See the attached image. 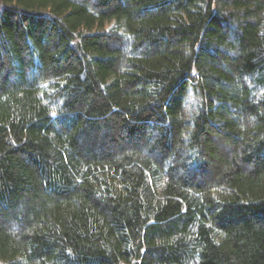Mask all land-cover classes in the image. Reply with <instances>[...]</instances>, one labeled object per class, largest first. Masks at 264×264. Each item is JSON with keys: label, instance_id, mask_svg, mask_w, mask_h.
Here are the masks:
<instances>
[{"label": "trees", "instance_id": "1", "mask_svg": "<svg viewBox=\"0 0 264 264\" xmlns=\"http://www.w3.org/2000/svg\"><path fill=\"white\" fill-rule=\"evenodd\" d=\"M0 264H264V0H0Z\"/></svg>", "mask_w": 264, "mask_h": 264}, {"label": "rangeland", "instance_id": "2", "mask_svg": "<svg viewBox=\"0 0 264 264\" xmlns=\"http://www.w3.org/2000/svg\"><path fill=\"white\" fill-rule=\"evenodd\" d=\"M190 102L191 106H195L196 100L193 96L191 97Z\"/></svg>", "mask_w": 264, "mask_h": 264}]
</instances>
